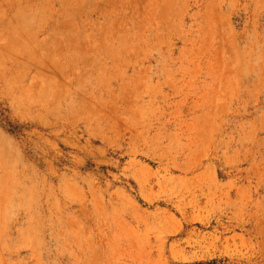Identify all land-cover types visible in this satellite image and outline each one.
Returning a JSON list of instances; mask_svg holds the SVG:
<instances>
[{"label": "rangeland", "instance_id": "rangeland-1", "mask_svg": "<svg viewBox=\"0 0 264 264\" xmlns=\"http://www.w3.org/2000/svg\"><path fill=\"white\" fill-rule=\"evenodd\" d=\"M264 264V0H0V264Z\"/></svg>", "mask_w": 264, "mask_h": 264}, {"label": "trees", "instance_id": "trees-1", "mask_svg": "<svg viewBox=\"0 0 264 264\" xmlns=\"http://www.w3.org/2000/svg\"><path fill=\"white\" fill-rule=\"evenodd\" d=\"M195 264H203V263H195Z\"/></svg>", "mask_w": 264, "mask_h": 264}]
</instances>
